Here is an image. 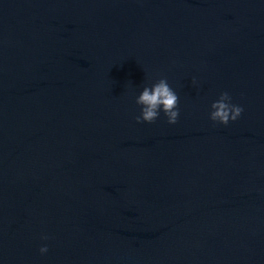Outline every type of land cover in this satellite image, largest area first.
<instances>
[{
	"label": "water",
	"instance_id": "obj_1",
	"mask_svg": "<svg viewBox=\"0 0 264 264\" xmlns=\"http://www.w3.org/2000/svg\"><path fill=\"white\" fill-rule=\"evenodd\" d=\"M0 264H264V0H0Z\"/></svg>",
	"mask_w": 264,
	"mask_h": 264
},
{
	"label": "clouds",
	"instance_id": "obj_2",
	"mask_svg": "<svg viewBox=\"0 0 264 264\" xmlns=\"http://www.w3.org/2000/svg\"><path fill=\"white\" fill-rule=\"evenodd\" d=\"M232 97L227 91L221 92L216 101L211 104L213 109L209 114V119L222 125H227L229 121L237 120L243 108L231 102ZM135 103L140 108V115L135 119L137 123L154 122L162 112L167 118L168 124H175L179 116L178 96L169 86L165 78L156 81L151 87L145 86L136 97ZM44 236L42 239H47ZM48 251L46 245L39 248V252L44 254Z\"/></svg>",
	"mask_w": 264,
	"mask_h": 264
}]
</instances>
